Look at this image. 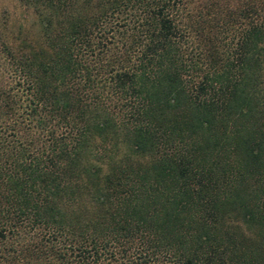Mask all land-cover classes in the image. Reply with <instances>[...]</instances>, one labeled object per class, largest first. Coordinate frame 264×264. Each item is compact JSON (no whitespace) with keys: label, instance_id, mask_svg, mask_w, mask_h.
Returning a JSON list of instances; mask_svg holds the SVG:
<instances>
[{"label":"trees","instance_id":"16d2710c","mask_svg":"<svg viewBox=\"0 0 264 264\" xmlns=\"http://www.w3.org/2000/svg\"><path fill=\"white\" fill-rule=\"evenodd\" d=\"M18 1L0 219L60 264H264V0Z\"/></svg>","mask_w":264,"mask_h":264},{"label":"rangeland","instance_id":"374dc122","mask_svg":"<svg viewBox=\"0 0 264 264\" xmlns=\"http://www.w3.org/2000/svg\"><path fill=\"white\" fill-rule=\"evenodd\" d=\"M3 20L7 25L23 20L28 23L31 14L18 0H0ZM7 215V219H0V264H60L55 254L60 237L55 229L15 210Z\"/></svg>","mask_w":264,"mask_h":264}]
</instances>
